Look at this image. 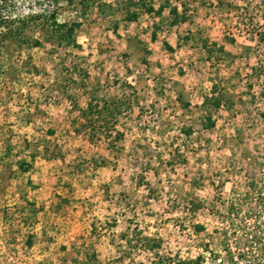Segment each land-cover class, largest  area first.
<instances>
[{
  "label": "rangeland",
  "instance_id": "obj_1",
  "mask_svg": "<svg viewBox=\"0 0 264 264\" xmlns=\"http://www.w3.org/2000/svg\"><path fill=\"white\" fill-rule=\"evenodd\" d=\"M53 8L75 45L0 44V264H264V0L0 17ZM90 103L116 108V148Z\"/></svg>",
  "mask_w": 264,
  "mask_h": 264
},
{
  "label": "trees",
  "instance_id": "obj_2",
  "mask_svg": "<svg viewBox=\"0 0 264 264\" xmlns=\"http://www.w3.org/2000/svg\"><path fill=\"white\" fill-rule=\"evenodd\" d=\"M59 15L58 9L53 8L52 11L44 10L42 13L31 14L25 17L1 16L0 44L14 42L19 46L39 47L41 45L40 39L32 34L40 30L42 33H48V41L58 38L59 44L67 46L75 45V32L80 23H60L58 21ZM104 104L105 107L100 108L98 103L95 105L90 103L86 110L81 111L84 120L82 127L90 133L89 138L91 141L110 134L109 132L112 130L115 133V138L109 144L114 146L113 148H116L114 144L123 140L124 133L116 130L115 126L110 127V124L114 125V122L110 121L114 120L117 115L116 108H109L107 103ZM104 111H107L111 115L110 121L103 115Z\"/></svg>",
  "mask_w": 264,
  "mask_h": 264
}]
</instances>
